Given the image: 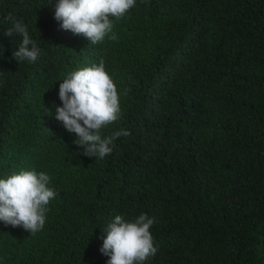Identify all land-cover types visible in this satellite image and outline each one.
Returning a JSON list of instances; mask_svg holds the SVG:
<instances>
[{
    "label": "trees",
    "instance_id": "16d2710c",
    "mask_svg": "<svg viewBox=\"0 0 264 264\" xmlns=\"http://www.w3.org/2000/svg\"><path fill=\"white\" fill-rule=\"evenodd\" d=\"M56 3L0 0V178L44 172L57 193L35 234L0 221V264H107L108 225L141 214L142 264H264V0H136L95 45ZM9 16L35 63L12 57ZM101 60L121 109L102 138L130 131L102 159L55 118L62 81Z\"/></svg>",
    "mask_w": 264,
    "mask_h": 264
},
{
    "label": "clouds",
    "instance_id": "9594fccd",
    "mask_svg": "<svg viewBox=\"0 0 264 264\" xmlns=\"http://www.w3.org/2000/svg\"><path fill=\"white\" fill-rule=\"evenodd\" d=\"M135 4L136 0H57L54 18L61 22L62 29L82 35L95 45L112 32L109 17L122 18ZM6 19L12 20V17ZM4 35L23 38L18 50L12 52L17 62L37 61L41 50L22 21L12 20V27ZM109 38L115 40L116 36ZM59 99L63 106L56 108L55 118L69 133L76 134L74 143L83 146L85 156L102 159L111 154L115 139L130 135V131L120 129L102 138L101 130L117 121L121 111L116 85L105 71L103 60L98 66L77 70L64 79L59 86ZM49 181V175L35 170L0 178V221L13 227L22 226L31 234L42 230L46 206L57 195L48 187ZM153 224L154 219L146 214L132 222L115 216L105 231L107 235L100 249L109 257L107 264H142L154 256L158 249L153 246L150 232Z\"/></svg>",
    "mask_w": 264,
    "mask_h": 264
}]
</instances>
